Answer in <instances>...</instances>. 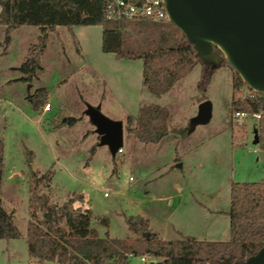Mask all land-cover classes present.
<instances>
[{
  "label": "rangeland",
  "instance_id": "rangeland-1",
  "mask_svg": "<svg viewBox=\"0 0 264 264\" xmlns=\"http://www.w3.org/2000/svg\"><path fill=\"white\" fill-rule=\"evenodd\" d=\"M111 26L121 27L125 49L137 54L159 46L164 32L181 34L169 22L119 21ZM101 36L99 26L73 27L72 31L60 26L48 31L40 68L31 83H24L18 68L41 40V29L20 26L6 35L0 26V138L4 144L0 198L19 232L16 239H0V264H57L38 262L27 254L31 171L42 177L39 193L48 195L51 203L61 205L72 195L83 196L75 207L92 211L91 228L101 238L122 240L139 238L127 229L124 218H143L144 213L150 220L148 233L160 240H204L206 234L201 231L214 233L212 220L217 226L225 220L224 231L215 228V237L220 239L223 231L228 241L227 214H213L209 219L205 214L229 210L232 183L264 182V156L259 155V144H254L259 119L249 116L239 125L233 118L236 73L229 66L214 70L201 90L202 65L198 63L157 98L142 85V60L117 61L102 51ZM38 89L47 90L48 101L36 112L26 98ZM203 101L211 103V119L193 126L191 120ZM143 105H157L168 112L170 132L157 145L141 144L125 131L127 117L135 118ZM97 106L108 119L123 123L120 153L99 146L91 118ZM67 119L77 121L71 125ZM92 148L95 152L90 157ZM176 183L182 197L164 207L157 199L174 194ZM177 225L182 232L174 230ZM125 264L143 263L133 256Z\"/></svg>",
  "mask_w": 264,
  "mask_h": 264
},
{
  "label": "trees",
  "instance_id": "trees-1",
  "mask_svg": "<svg viewBox=\"0 0 264 264\" xmlns=\"http://www.w3.org/2000/svg\"><path fill=\"white\" fill-rule=\"evenodd\" d=\"M112 23L115 22L106 19V0H0V26L5 27L6 35L20 26H36L41 29V40L30 49L18 68L24 75L21 79L24 83H31L40 68L47 32L60 26L69 31L79 26L102 27V51L113 54L117 60L140 58L142 85L149 94L157 98L167 94L198 63L202 65L198 83L201 90L208 86L213 71L218 69L202 64L192 45L180 32L177 37L172 30L159 36L160 45L153 50L141 54L127 51L125 34L120 26H111ZM222 65L226 63L223 62ZM243 89H246V94H242ZM26 99L37 112L48 101L47 90L38 89ZM231 109L233 113L260 116L255 131L260 151H264V95L251 91L237 74L232 80ZM76 121L67 119L71 125ZM125 131L141 144L157 145L170 132L168 112L157 105H143L135 118L127 117ZM3 149V140L0 138V191ZM94 152L92 148L90 157ZM41 179L36 172H30L32 198L26 230L28 257L38 262L125 264L128 256L133 255L155 259L154 263L146 264H218L224 259L242 264L264 246V182L232 183L228 212L230 238L226 242H212L187 238L164 241L150 233L145 237L149 222L139 216L124 218L127 229L139 238H101L91 228L92 211L75 207L76 203L83 202V196L72 195L61 205H55L48 195L39 193ZM18 237L19 232L12 223V215L4 211L0 198V239Z\"/></svg>",
  "mask_w": 264,
  "mask_h": 264
},
{
  "label": "water",
  "instance_id": "water-1",
  "mask_svg": "<svg viewBox=\"0 0 264 264\" xmlns=\"http://www.w3.org/2000/svg\"><path fill=\"white\" fill-rule=\"evenodd\" d=\"M164 4L168 22L192 45L202 64L216 69L225 62L251 91L264 95V0H164ZM211 110L209 101L201 102L192 125L208 123ZM91 118L99 146L118 152L123 147V123L105 117L100 106L92 109ZM218 264L240 263L224 259ZM242 264H264V246Z\"/></svg>",
  "mask_w": 264,
  "mask_h": 264
},
{
  "label": "built area",
  "instance_id": "built-area-1",
  "mask_svg": "<svg viewBox=\"0 0 264 264\" xmlns=\"http://www.w3.org/2000/svg\"><path fill=\"white\" fill-rule=\"evenodd\" d=\"M106 19L108 21H138L147 20L150 22L161 23L168 21L164 0H106ZM49 108V107H48ZM250 115L245 113H234V119L241 125L242 120ZM259 119V115H252ZM122 150L120 149L118 153ZM129 258L133 255H129ZM143 264L154 263L155 260L140 257Z\"/></svg>",
  "mask_w": 264,
  "mask_h": 264
},
{
  "label": "crops",
  "instance_id": "crops-1",
  "mask_svg": "<svg viewBox=\"0 0 264 264\" xmlns=\"http://www.w3.org/2000/svg\"><path fill=\"white\" fill-rule=\"evenodd\" d=\"M115 57V56H114ZM116 59V58H115ZM117 60V59H116ZM121 60H124V59H121ZM117 61H119V60H117ZM127 61H130V60H127ZM86 62H89L88 60H86ZM255 131V130H254ZM260 152L261 151H259V155H260ZM263 156H264V152H263ZM177 162V161H176ZM175 162V163H176ZM182 189H181V187L176 183L175 184V186H174V194H167V195H163L161 198H159V199H157V200H159L160 202H163L164 204H163V206L164 207H167L169 204L172 206L173 204H171V201L173 200V199H181V197H182ZM168 203V204H167ZM179 203V202H178ZM178 205V204H177ZM177 205H175V206H173V207H176ZM170 206V207H171ZM229 209H230V206H229ZM228 212H229V210L227 211V212H225V211H215V212H212V211H208V213L207 214H205V217L204 218H208V217H211V215H213L214 214V216L215 215H220L221 213H225V215L227 214V217L226 218H228V225H227V230L226 231H228V235H229V238H230V227H229V216H228ZM142 216H143V218L144 219H146V220H148L149 221V223H150V220H149V216L148 215H146V214H142ZM209 219V218H208ZM206 222H208V221H206ZM225 220H223V225H221V226H217V224H216V220L214 221V220H212L211 221V226L213 227L212 229H214L213 231H214V233L212 234V233H210V230L209 231H207V232H204V231H201V233L202 234H206V237H204V238H206V239H204V240H197V241H212V242H226L227 241V239H226V233H224L223 231V228L225 227ZM227 224V223H226ZM151 225V224H150ZM175 229H174V228ZM172 228L174 229V230H178L179 232H182L183 231V229L181 228V227H179L178 225L175 227V226H173ZM215 228H217L219 231H221V229L223 230L221 233H219V236L221 237L220 239H216V233H215ZM163 233H165V232H163ZM187 236V235H186ZM165 237V236H164ZM191 239H193V238H191ZM193 240H196V239H193Z\"/></svg>",
  "mask_w": 264,
  "mask_h": 264
}]
</instances>
